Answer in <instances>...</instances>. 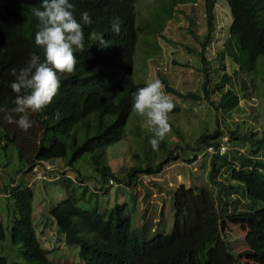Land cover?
<instances>
[{"label":"trees","instance_id":"1","mask_svg":"<svg viewBox=\"0 0 264 264\" xmlns=\"http://www.w3.org/2000/svg\"><path fill=\"white\" fill-rule=\"evenodd\" d=\"M138 1L70 0L77 21L83 11H88L93 21L91 25H82L85 46L82 52L74 53L77 58L75 71L58 73L61 83L56 96L42 111L30 113L33 125L28 131L9 124L0 113L2 148L6 151L11 145L16 149L18 162L24 165L19 173L25 169L26 174L33 173L39 165L37 162L41 161L39 142L49 133L67 141L68 166L80 153L81 160L84 158L100 180H107L109 185H114L115 181L117 185L130 188L138 175H155L163 171L175 154H179L175 152L178 144L170 150L163 140L159 145L166 153L163 161L156 164V157L150 156L145 169L137 166L125 170L124 180L113 174L105 150L125 137L126 123L119 120L121 105L126 103L132 107L131 93L146 86L144 82L134 80V57L140 36L152 37V43H147L151 55L159 56L161 49L157 39L162 38L166 23L174 18L175 12L184 11L183 8L174 11L179 4L190 3L203 10L205 30L197 39L201 42L198 57L206 66L205 80L201 95L182 94L158 71L157 78L163 82L164 91L184 99L207 100L222 114L236 110L242 99H249L251 95L257 97L258 84L264 83V67L257 69L259 60L264 59V0H224L231 24L227 38L216 44L212 43L217 0H172L169 6L159 4L150 11L148 19L136 24ZM40 2L0 0V106L14 107L16 94L10 87L15 79L12 69L18 72L23 68L30 54L44 58L42 48L35 44L40 22L32 12L33 8L40 7ZM114 17L121 22L118 34L111 28ZM92 32L102 33L104 43L89 39ZM185 48L197 53L190 46L185 45ZM211 52L216 54V60L223 61V64L211 66L213 75L207 66L210 60L207 53ZM174 63L178 65L176 61ZM227 64L233 71L226 67ZM228 70L232 71V77ZM212 96L217 103L212 101ZM178 111L174 107L171 112ZM225 128L227 130L223 132L217 125L212 132L203 133L197 139L194 152L185 151L188 153L184 155L187 164L198 160L200 155V159L213 157L207 173L209 184L180 185L173 190L175 221L169 235L159 234L150 241H143L125 216L111 220L110 213L115 212V208L109 210L107 216L97 202L90 209L80 208L78 202L87 201V190L81 189L79 195L70 191L50 214L64 233L63 244L78 247L80 262L77 264H240L242 260L264 264V134L257 137L254 133H241L239 128L232 130L226 125ZM107 132L111 134L105 136ZM225 133L233 144L244 149L248 146L250 151L241 153L234 149L229 152L232 149L227 148L225 154H218ZM209 147L213 154L206 151ZM138 158L140 155L134 154L133 160ZM100 191L102 187L95 188L90 196L95 197ZM10 193L16 210L11 243L21 247L22 264H54L48 259L51 250L43 248L36 236L32 220V188L18 182L10 186ZM256 212L262 215L252 217L244 238L247 249L237 255L230 253L220 239L222 222ZM4 238V226L0 222V240ZM207 244L213 246L206 250ZM0 264H7V259L0 257Z\"/></svg>","mask_w":264,"mask_h":264},{"label":"rangeland","instance_id":"2","mask_svg":"<svg viewBox=\"0 0 264 264\" xmlns=\"http://www.w3.org/2000/svg\"><path fill=\"white\" fill-rule=\"evenodd\" d=\"M171 3L172 0H160V3L159 0H139L136 4L138 12L136 24L148 19L151 16L150 11L159 4L169 6ZM180 8L184 11L175 12L174 18L166 23L162 32L164 38L162 36L157 39L161 49L159 56L151 55V48L147 43H152V37L140 36L134 57V80L147 84L157 79L159 71L167 77L169 85L182 94L194 92L201 95V86L205 80L203 71L206 66H203L198 57L201 42H198L197 37L204 33L205 17L201 8L190 3L179 4L174 7V11ZM215 14V36L212 44L227 38L231 24L229 8L224 0L216 1ZM185 45L190 46L197 53L187 51ZM207 56L210 57L207 66L210 67V73L213 75L212 68L223 64V61L216 60V54L213 52L207 53ZM175 61L179 66L174 63ZM226 67L231 69L229 64ZM262 67H264V59L259 60L257 69L262 70ZM232 71L228 70L231 77ZM258 85L257 97L251 95L249 99H242L239 107L229 114L215 111L207 100L184 99L166 93L179 111L168 114L171 131L166 134L164 141L168 143L170 150L178 144L179 147L175 152L179 154H175L176 157L164 166L160 174L138 175L130 188L117 185L115 181L114 185H109L107 180L101 181L90 164L84 158L81 160L80 153L68 166L70 155L67 141L51 133L45 135L39 142L41 161L37 162L39 165L34 168L33 173L26 174V169L19 173V169L24 165L18 162L16 149L8 145L4 151L3 142L0 140V222L5 232L4 240H0V257H5L7 264L23 263L21 247L12 245L10 234L16 218L10 186H15L18 182L32 188V220L36 236L43 248L51 250L48 259L54 264L80 262L78 247L63 244L64 233L50 214L70 191L72 193L76 191L75 194L79 195L81 189L87 190V201L78 202L80 208L90 209L97 202L104 216L115 208V212L110 213L111 220L114 221L116 216H125L130 220L131 228L143 241H150L159 234L169 235L175 221L173 190L180 185L190 187L209 184L207 173L213 157L207 156L205 161L202 158L191 164L185 162L184 155L188 154L187 151L194 152L197 139L205 132H212L217 125L223 132L227 130L226 125L232 130L239 128L241 133L248 135L254 133L260 137L264 134V99L262 98L264 83L259 82ZM212 97V101L217 103L215 97ZM119 120L120 123H126L125 137L107 147L105 155L113 174L124 180L125 170L128 168L141 166L145 169L150 156L156 157L155 163L158 164L163 161L166 153L159 148L155 151L152 149L149 140L154 134L146 124V117L138 115L126 103L120 107ZM107 134L111 133L107 132L105 136ZM222 140L229 150L232 149L229 152L234 149H238L241 153L250 151L248 146L244 149L233 144L227 133ZM134 154L140 155V158L133 160ZM100 187L102 191L97 196H90L95 188ZM258 214L260 213L231 217L222 222L219 229L220 239L226 244L230 253L237 255L247 249L244 238L249 232L252 217ZM211 245L213 246L207 244L206 250L211 248ZM240 264L252 263L242 260Z\"/></svg>","mask_w":264,"mask_h":264},{"label":"clouds","instance_id":"3","mask_svg":"<svg viewBox=\"0 0 264 264\" xmlns=\"http://www.w3.org/2000/svg\"><path fill=\"white\" fill-rule=\"evenodd\" d=\"M73 8L70 0H41L40 7L32 9L40 22L39 30L35 33V44L42 48L44 58L42 60L39 55L30 54L23 68L18 72L12 69L15 79L10 87L16 94L14 107L0 106L3 119L22 131H28L33 125L30 113L42 111L56 96L61 83L58 73H73L77 64L74 53L84 50L82 25H91L93 21L88 11H83L80 21H77ZM120 23L118 17L112 19L114 33L120 32ZM89 39L104 43L102 33L92 32ZM131 97L133 111L146 117V124L154 134L149 140L152 149L158 150L166 134L171 131L168 114L175 107L173 100L166 94L163 82L158 78L132 92Z\"/></svg>","mask_w":264,"mask_h":264},{"label":"built area","instance_id":"4","mask_svg":"<svg viewBox=\"0 0 264 264\" xmlns=\"http://www.w3.org/2000/svg\"><path fill=\"white\" fill-rule=\"evenodd\" d=\"M227 148H228L227 146H225L224 144H222V145L219 147L218 154H220V155L225 154L226 151H227ZM207 151H208L209 153H211V154L214 153L211 147H209V148L207 149ZM200 157H201V155H200L199 157H197V159H200ZM194 161H195V160H194ZM196 161H197V160H196ZM196 161L193 162V163H196Z\"/></svg>","mask_w":264,"mask_h":264},{"label":"crops","instance_id":"5","mask_svg":"<svg viewBox=\"0 0 264 264\" xmlns=\"http://www.w3.org/2000/svg\"><path fill=\"white\" fill-rule=\"evenodd\" d=\"M203 160L205 161L206 160V158H203ZM180 179H182L181 177H180ZM201 179V178H200Z\"/></svg>","mask_w":264,"mask_h":264}]
</instances>
